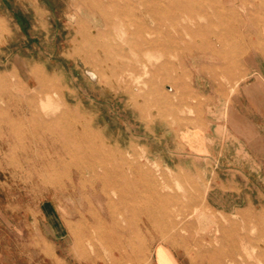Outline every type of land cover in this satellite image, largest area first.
Returning <instances> with one entry per match:
<instances>
[{
	"label": "rangeland",
	"instance_id": "obj_1",
	"mask_svg": "<svg viewBox=\"0 0 264 264\" xmlns=\"http://www.w3.org/2000/svg\"><path fill=\"white\" fill-rule=\"evenodd\" d=\"M183 1L209 16L171 22L119 14L107 22L98 6L111 14L123 10L124 0H0L4 264H152L161 248L175 251L182 264H224L231 248L209 242L220 224L231 238L251 226L252 235L264 237V162L256 160L253 126L264 98L246 91L264 67V0ZM139 21L150 29L146 35L137 32ZM196 21L209 30H182ZM144 35L158 45L142 49ZM189 129L209 131L211 161L190 156L181 141ZM77 168L91 172L73 177L86 186L73 193L67 186ZM123 174L118 185L130 192L148 185L140 188L146 206L154 203L149 187L168 184L176 208L193 216L191 232L125 237L109 219H98L86 239L74 213L89 199L97 209L93 179L95 186L107 183L101 200L119 218L131 195L116 192L115 177ZM236 192L242 207L235 206Z\"/></svg>",
	"mask_w": 264,
	"mask_h": 264
},
{
	"label": "bare ground",
	"instance_id": "obj_2",
	"mask_svg": "<svg viewBox=\"0 0 264 264\" xmlns=\"http://www.w3.org/2000/svg\"><path fill=\"white\" fill-rule=\"evenodd\" d=\"M110 1H114V0H110ZM124 1H125V6L122 7L123 10L115 9L114 13L111 14H106L105 9L99 6H98V10L101 13H103L104 16H106L105 19L107 22H111L112 19H110V16L112 17L114 15H119V14H126L130 16L138 15L140 17L144 13V14H149L154 18H158L159 20H163L165 17H167L169 20H171V22L178 20L179 15L184 16V18L188 17L189 19L196 17L197 15H202V16L204 15L206 17L209 16L205 12V10H203V7H199L197 10H193L194 8L190 6L191 3L189 2L192 1L196 2V0H186V3H189V5H185L183 0H136L137 3L134 2V0H124ZM198 1H203L202 4L203 6L206 4V2H209V0H198ZM190 7L193 9H191ZM138 26H139V28L137 29L138 33L142 32L146 35V33L150 32L149 31L150 29H148L147 26H145V24H143L141 21H139ZM181 26H182V30L187 34L189 33L195 34L202 30L207 31L210 28L209 26H203L202 24H200L199 21H196L194 26L190 24L181 25ZM174 29L175 31L178 30V28H174ZM161 30L162 27H159L153 30V32H159ZM145 35L142 37V40L140 42V47L142 49L153 48L158 45L159 43L158 39L150 38ZM211 37H216V36L215 34H213L211 35ZM215 40L216 41L214 44L223 49L224 41L219 37H216ZM221 58L226 60L225 56H222ZM34 77L37 80L38 84H41L42 87L48 86L47 79L40 77V75L38 74H36ZM88 125L86 126L88 127ZM82 171L83 170L77 168L75 172L73 171L69 176V182L67 187H69L73 193H77V191L81 192L85 190L86 186L84 185V183L81 182L76 183L73 180L74 176H78L79 178H81L84 176V174L90 173L91 169H86L83 172ZM37 179H38L37 186H42V184H44V180L39 177ZM115 179L117 180L116 183L117 185L115 184L116 192L122 191V193H129L131 191L127 185L123 186L122 188L121 186L118 185L120 181L119 179L126 180V175L124 174L122 176L117 175ZM95 182L96 180L93 179V184L91 185V194H92L91 197L96 201L97 209L93 208V206L90 205L91 203L89 199L87 202L88 206L82 207L74 213L75 217L77 216L79 220L85 225L81 233L86 239L87 238L90 239V241L93 238V234H92V229L94 228L93 224L97 222L98 219H102L104 221L109 219L111 222H113L116 225L117 229L120 231V234L125 237L130 236L131 234L142 235L143 230H153L154 232L160 231L162 235L166 233L164 232V230H168L170 235L174 236L175 234H177V232L179 233L181 231L191 232V230L194 227V223L191 220L193 216L192 215L190 216L189 213H183L176 208L178 196L171 193L168 184L155 181L154 185L149 187V191L153 196L154 203L151 204L148 203L149 205L147 206L142 204V193L140 188L148 185H141L136 187L135 192H130L131 195H129V200L127 201L125 212L122 213L121 217L114 218L113 215H111L109 212L110 207L107 204H104L100 197V190L101 192L104 191L107 183L101 181L99 186H95ZM67 187L64 186V188L60 189V191L64 192ZM178 190H181V188H179ZM252 232H254V227L251 226L249 232L239 233L236 238H231V235L227 232L226 227L223 224H220L216 228L214 234L210 236L209 242L211 243V245L220 244V248L222 247L223 248L229 247V249L231 248L229 252H225V254H222V257H227V259H225L224 261V264H264V237L254 236L252 235ZM188 239L191 240L192 235H190ZM114 246L116 245L114 244ZM249 247H252L256 253H247L248 250L247 248ZM244 250L246 251L245 255L242 253Z\"/></svg>",
	"mask_w": 264,
	"mask_h": 264
},
{
	"label": "crops",
	"instance_id": "obj_3",
	"mask_svg": "<svg viewBox=\"0 0 264 264\" xmlns=\"http://www.w3.org/2000/svg\"><path fill=\"white\" fill-rule=\"evenodd\" d=\"M259 71H260L259 73H256V78L251 84H249L248 90L246 91H249L251 93L250 94L251 96L257 93L256 91H259L260 96H258L259 94L258 95L256 94V96L257 98L263 99L264 96L262 95L261 92H263L264 90V67L261 66ZM246 95L248 97L250 96L249 94H246ZM253 104H255V102ZM259 120L260 121L258 122L260 123H253L254 129L256 130V134H257L256 139L258 140L257 148L259 150L258 152H256V160H261L264 162V145L263 143L261 144V142L264 141L263 140L264 139V114L260 116ZM259 138H261L262 140H260ZM181 141H182V144L185 146L186 150L190 152V156L200 158L203 160H207V161L212 160L211 150H213L212 148L213 142L211 139V135L209 134V131L207 129L186 130L182 134ZM241 169L243 168L241 167ZM240 174H243V173H240ZM225 190H227V188ZM237 195L238 196H236V204L239 203L240 205H235V206L242 207L243 198H241V196H239L238 193ZM246 198L247 200L249 199L248 196H246ZM226 206L227 205H225V207ZM249 206L251 208L253 207V205H249ZM0 264H4L2 260V250L1 249H0ZM152 264H182V263L178 257V254H176L175 251H173L172 249H168V248H161V249H156L154 251V254L152 256Z\"/></svg>",
	"mask_w": 264,
	"mask_h": 264
}]
</instances>
